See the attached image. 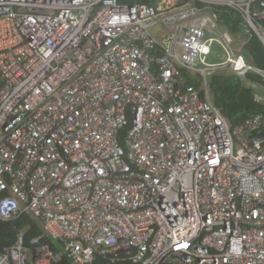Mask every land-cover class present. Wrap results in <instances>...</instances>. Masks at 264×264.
Returning a JSON list of instances; mask_svg holds the SVG:
<instances>
[{"label": "built area", "instance_id": "obj_1", "mask_svg": "<svg viewBox=\"0 0 264 264\" xmlns=\"http://www.w3.org/2000/svg\"><path fill=\"white\" fill-rule=\"evenodd\" d=\"M252 36L264 0H0V222L42 230L0 264H264V111L232 128L206 82L264 83Z\"/></svg>", "mask_w": 264, "mask_h": 264}, {"label": "trees", "instance_id": "obj_2", "mask_svg": "<svg viewBox=\"0 0 264 264\" xmlns=\"http://www.w3.org/2000/svg\"><path fill=\"white\" fill-rule=\"evenodd\" d=\"M156 1L118 0L120 5L142 3L148 6L155 5ZM186 1L183 0V2ZM223 16L226 28L232 35H236L243 30L240 25L241 19L234 12L228 11ZM243 54L254 67L264 69V49L256 36H252L248 45L244 48ZM183 73L186 75L189 85L200 89L201 80L197 76L190 78L185 71ZM248 83L263 84L261 79L254 74H248L246 80H241L238 76L229 72L212 76V81L209 84L212 103L221 111L232 128L240 126L264 111V103L253 102V93L247 85ZM17 231H25V242H27L31 236L39 232L38 222L27 215H22L8 222H0V249L14 244ZM104 261L99 258L93 264H103ZM59 264L72 263L67 259H63Z\"/></svg>", "mask_w": 264, "mask_h": 264}, {"label": "rangeland", "instance_id": "obj_3", "mask_svg": "<svg viewBox=\"0 0 264 264\" xmlns=\"http://www.w3.org/2000/svg\"><path fill=\"white\" fill-rule=\"evenodd\" d=\"M241 33V37L242 38H239L240 41L243 39L245 40L246 39V35H245V31H244V28L242 31H240ZM240 46V43L235 39L233 45H232V48L235 50L236 48H238ZM241 52L243 53L244 52V49L242 48ZM226 59V55L224 53V51L216 44H214V51L211 55H209L207 58H206V63L207 64H218V63H221V62H224ZM223 72H229L228 69H221L220 71H212V72H208L206 74V82L207 84H210L211 81H212V76H215L219 73H223ZM40 232H42L41 228L39 229Z\"/></svg>", "mask_w": 264, "mask_h": 264}, {"label": "water", "instance_id": "obj_4", "mask_svg": "<svg viewBox=\"0 0 264 264\" xmlns=\"http://www.w3.org/2000/svg\"><path fill=\"white\" fill-rule=\"evenodd\" d=\"M250 89L252 92L256 93L257 95L264 97V88L260 87L257 83H252L250 85Z\"/></svg>", "mask_w": 264, "mask_h": 264}, {"label": "crops", "instance_id": "obj_5", "mask_svg": "<svg viewBox=\"0 0 264 264\" xmlns=\"http://www.w3.org/2000/svg\"><path fill=\"white\" fill-rule=\"evenodd\" d=\"M243 54V53H242ZM244 55V54H243ZM245 57V56H244ZM247 60V59H246ZM248 61V60H247ZM249 62V61H248ZM220 71V70H219ZM230 73V72H229ZM194 77H196V76H194ZM190 78H192V77H190ZM262 81V80H261ZM263 83V82H262ZM252 83H250V85H251ZM258 84V83H257ZM209 85V84H208ZM248 85V84H247ZM258 85H264V83L263 84H258ZM249 86V85H248ZM250 87V86H249ZM253 93V92H252ZM211 96V95H210Z\"/></svg>", "mask_w": 264, "mask_h": 264}]
</instances>
